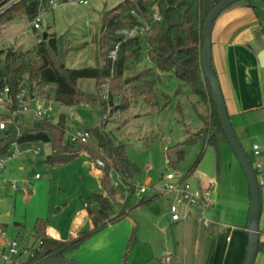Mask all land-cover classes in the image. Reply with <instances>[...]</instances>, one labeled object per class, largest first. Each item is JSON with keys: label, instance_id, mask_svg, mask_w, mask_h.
<instances>
[{"label": "rangeland", "instance_id": "374dc122", "mask_svg": "<svg viewBox=\"0 0 264 264\" xmlns=\"http://www.w3.org/2000/svg\"><path fill=\"white\" fill-rule=\"evenodd\" d=\"M122 1L124 0H89L87 4L69 1L60 2L55 6L47 5L40 12L43 24L39 29L33 28L32 21L27 16L16 17L6 28L0 27V48L13 49L21 53L35 46L38 43V36L43 37L44 31H48L61 36L65 49L62 59L68 67L103 64L105 56L100 46L103 19L108 10ZM16 2L20 0H10L1 8L0 15ZM21 13L23 12L16 13L15 16ZM6 16V14L0 16V23ZM98 33L100 40L99 43H95L94 37ZM117 46L119 43L115 48ZM115 48L110 52V57ZM145 57L146 53H143L141 60ZM142 69L136 68L130 73L124 70L122 77L113 87L115 91L112 98L113 106L110 103L104 105L102 101L63 104L56 100L54 89L48 86L44 90L37 87L33 89L29 81H26L24 87L31 93L40 94L47 118L57 121L64 115L67 138L71 134L79 136L87 129L92 130L103 125L113 134L116 143H124L127 154L140 168V172L135 176L137 186L143 183L150 187L161 186L163 176L169 172L176 178L188 176L187 179L192 182L199 178L206 179V182L215 179V188L219 190L218 196L226 201L229 213L235 217L234 222H237L235 224H242L237 220L244 215L247 216L251 208L250 187L241 162L230 143L223 140L217 148L206 145L203 138L183 143L189 136L188 129L194 132L202 126L200 115L207 112L206 104L200 101L191 86L173 71H165L156 85L159 104L155 106L147 104L133 92L131 84H128L129 77H133ZM78 85L85 91L98 92L97 80L94 78H80ZM47 90L50 91L48 92L50 95L46 93ZM121 99L128 102L129 106L117 108ZM3 113L5 112L0 107V120H7ZM250 115L253 123L245 126L243 132L235 127L236 123L233 125L256 168L257 159L264 155V142L258 136L259 133H264V111ZM26 119L33 121L29 113L19 117L20 121ZM243 133L248 138L245 141L242 139ZM2 134L1 130L0 135ZM256 141L261 143L260 155L254 154L253 144ZM87 142L98 146V139L93 132L88 136ZM17 147L20 154L6 161L4 169L0 171V221L6 239L16 241L19 249L23 250L31 248L38 240L34 237V223H31L33 215L41 214L43 217L50 215L51 218L64 221L75 209L80 206L86 207L83 201L86 194L101 190L103 186L99 167L88 151H82L71 160L52 163L46 160L47 155L52 152V142L27 141L18 143ZM36 147L40 149L38 154L24 152L26 149ZM182 147L185 149L184 158L174 163L177 160V151ZM37 173L39 177L36 176ZM110 175L113 184L118 187L115 211H118L119 200L124 202L130 197V201L136 204L143 196L153 193L152 189L141 193L136 187L130 196V191L117 173L111 171ZM259 178L261 182V177ZM13 182L21 187H26L27 182L30 189L16 191L10 188V183ZM96 187L99 189H95ZM160 199L164 201L169 198L162 196ZM65 200L70 203L63 208ZM58 207L61 209L57 210ZM145 211L148 210L134 212L135 217L144 222V227L148 226L143 219ZM244 218L247 220V217ZM18 222L22 226H19ZM137 227L139 235V224ZM156 246L158 248V242ZM3 247L5 239L0 240V252Z\"/></svg>", "mask_w": 264, "mask_h": 264}, {"label": "trees", "instance_id": "16d2710c", "mask_svg": "<svg viewBox=\"0 0 264 264\" xmlns=\"http://www.w3.org/2000/svg\"><path fill=\"white\" fill-rule=\"evenodd\" d=\"M9 1L0 0V10ZM48 1L20 0L8 7L7 11L1 15L6 14L5 20H10L16 13L22 11L30 20H33L48 5ZM219 1H122L105 13L100 29V33L103 34L100 46L105 60L103 64L96 66L68 67L62 59L65 51L62 46V38L55 33H50L47 39L40 36L41 40L35 46L21 53H17L13 49L1 48L0 88L9 85L13 93L16 94L26 86V81H29L33 89L37 87L44 90L46 86L54 89L56 100L63 104L73 105L83 101H102L104 105L110 103L113 106L114 84L122 77L124 70L127 71L137 65L142 54L146 53L152 65L146 66L133 77H129L128 84H131L133 92L139 98H143L147 104L158 105V93L155 88L161 79L160 71H173L176 76L191 86L200 101L207 106V112L200 115L202 126L194 132L188 129L189 136L183 143L203 138L206 145H213L217 148L221 141H228V139L214 101L210 81L203 67L202 54L204 23L210 11ZM156 12L161 15L160 19L155 17ZM137 25L142 26L144 30L129 36V30ZM100 33L95 35V43H99ZM105 35L107 36L105 37ZM118 43V55L113 60L109 54ZM80 78L96 79L98 92L91 93L81 89L78 85ZM107 82H109L110 93L108 99L103 96ZM48 92H50L49 90L46 93L50 95ZM127 106L129 103L121 99L120 104L116 107L125 108ZM3 114L7 118L9 117L8 113ZM32 119L33 121L28 119L20 121L19 117L15 119L20 132L13 124L2 130L0 156L10 150L14 141L18 143L52 142V152L47 155L46 159L52 163L71 160L80 152L88 151L101 170L103 190L83 197L84 202L88 203L87 208L93 226L77 236L67 239L53 237L46 231L47 218L38 217L35 222V235L36 239L42 240V244L26 264H35L49 257L65 256L69 250L80 246L85 239L108 223L129 214L133 207L158 197L156 195L150 198L144 196L136 204H132L129 197L126 201L119 202L117 214L114 215L118 187L113 184L110 172L115 171L118 177L131 187L130 196L136 188L135 176L140 172V168L127 154L125 144L116 143L113 134L107 131L103 125L89 130L90 134L93 132L98 139V146L95 147L89 144L88 140L84 142L71 141L69 137H66L67 126L64 115L57 121L46 116ZM184 155L185 149L182 147L177 151V160L174 163L182 160ZM99 160L103 162V165L99 164ZM1 227L2 223L0 222ZM260 250L264 251V242L261 240L258 251Z\"/></svg>", "mask_w": 264, "mask_h": 264}, {"label": "crops", "instance_id": "0c3cea01", "mask_svg": "<svg viewBox=\"0 0 264 264\" xmlns=\"http://www.w3.org/2000/svg\"><path fill=\"white\" fill-rule=\"evenodd\" d=\"M21 16L27 15L21 13L10 20H4L0 23V27L6 28L11 20ZM40 40L41 37L38 36V42ZM211 49L213 66L231 120L233 119L232 122L236 123L235 127L243 132L245 126L253 123L250 114L264 111V62L260 59V54L264 52V0H241L225 8L213 23ZM144 64L146 66L152 64L147 55L127 72L144 68ZM164 72L160 71L161 77ZM258 136L264 142V133H259ZM242 137L244 141L248 139L244 133ZM255 143L261 144L258 141ZM254 154H256L255 150ZM256 163L255 169L259 181L261 177L264 205V155L257 159ZM99 171L101 173L100 168ZM206 181L199 178L193 182L195 185L204 186L210 180ZM218 191L215 188L214 206L205 212L210 219L208 225L204 223L203 213L198 208H191L186 220L171 221L170 201L169 199L163 201L160 199L162 196H159L133 207L129 214L108 223L85 239L80 246L69 250L65 256L88 264H243L249 243L250 210L247 216L244 215L247 220L243 217L244 219L237 220L242 224H235L237 223L234 222L235 217L229 213L226 201L218 196ZM145 196L150 198L154 194ZM119 202L123 201L119 200ZM69 203L65 200L63 208ZM59 209L61 207L57 208ZM142 209L148 210L143 217L148 225L145 227L144 222L138 220L134 214L135 211ZM262 212L260 240L264 242L263 207ZM116 214L117 211L114 210V215ZM38 217L43 216L35 214L33 221L31 220L34 229ZM45 218H47L46 231L53 237L61 239L77 236L93 226L88 208L82 206L72 211L64 221L51 218L50 215ZM18 225L22 226L19 222ZM34 237L36 238L35 230ZM0 240L4 241V238L0 237ZM167 250L173 251L170 262L164 260ZM254 264H264L263 250L258 251Z\"/></svg>", "mask_w": 264, "mask_h": 264}, {"label": "built area", "instance_id": "2783aa9c", "mask_svg": "<svg viewBox=\"0 0 264 264\" xmlns=\"http://www.w3.org/2000/svg\"><path fill=\"white\" fill-rule=\"evenodd\" d=\"M77 1L87 4L89 0H49L48 5L55 6L60 2ZM155 17L161 18V15L156 12ZM43 21L41 14L35 16L32 20V26L34 29L42 27ZM144 30L142 26H135L131 28L128 35H134L139 31ZM118 46L112 53V58L117 57ZM109 82L105 83L103 96L109 98ZM0 107L4 112L8 113L9 117L7 120H0V130L6 129L10 124H13L16 129L20 132L17 126L16 118L29 113L32 118H42L46 114V109L42 103V99L38 94L27 91L25 87H22L18 93L14 94L11 87L6 85L0 88ZM90 135L89 129L85 130L81 135L76 136L71 134L69 138L71 141H87ZM18 142L14 141L11 145L10 150L0 156V171L4 169L5 162L11 158L17 157L20 151L17 147ZM255 153H260V145L255 143L253 145ZM24 152L39 153L38 147L34 149H26ZM100 165H103L101 160L98 161ZM149 170V166L146 167V171ZM39 177V174L36 175ZM120 178V177H119ZM163 184L161 186H148L143 183L138 187L141 193H146L149 189L153 190V194L156 196H167L170 199L169 212L170 220L173 222L186 220L188 217L189 210L191 208H198L203 213V221L206 225L210 224V219L205 215V212L211 209L214 204V190H215V179L210 180L206 185H195L194 182L189 181L186 176L176 178L171 172L165 174L162 178ZM117 185V183H116ZM126 185V184H125ZM26 187H21L16 182L10 183V187L16 191L29 190V184L25 182ZM130 191L131 187L126 185ZM88 203L85 202L87 207ZM0 236L5 239V247L0 252V264H26L27 261L35 255L36 251L40 248L42 240L38 239L37 242L31 248H25L20 250L17 242L10 239H6L5 231L0 228ZM173 255L172 250H167L164 255V260L170 262Z\"/></svg>", "mask_w": 264, "mask_h": 264}, {"label": "water", "instance_id": "95a60500", "mask_svg": "<svg viewBox=\"0 0 264 264\" xmlns=\"http://www.w3.org/2000/svg\"><path fill=\"white\" fill-rule=\"evenodd\" d=\"M241 0H220L208 14L204 23V44H203V67L205 73L210 81L214 101L217 106L219 115L222 120L225 135L232 149L236 153L241 165L245 171L251 195V208L248 217V231L249 243L246 258L243 264H254L260 245V218L262 213V193L261 184L258 179L257 171L246 152L242 142L240 141L230 114L228 112L226 102L221 89L220 81L212 62V49H211V32L212 26L218 15L228 6ZM49 36L48 31H44L43 38L47 39ZM260 59L264 62V52L260 54ZM113 103V99H112ZM35 264H88L83 261L74 259L68 256L49 257L38 261Z\"/></svg>", "mask_w": 264, "mask_h": 264}]
</instances>
